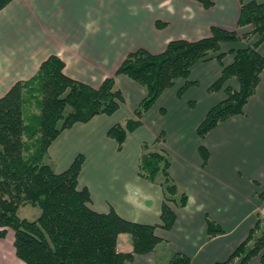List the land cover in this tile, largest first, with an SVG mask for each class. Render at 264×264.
<instances>
[{
  "label": "crops",
  "instance_id": "crops-1",
  "mask_svg": "<svg viewBox=\"0 0 264 264\" xmlns=\"http://www.w3.org/2000/svg\"><path fill=\"white\" fill-rule=\"evenodd\" d=\"M252 1L264 3L212 0L207 8L194 0H13L0 10V98L17 82L33 78L51 56L64 62L67 76L97 88L115 76L132 52L160 54L171 41H198L211 36L214 27L246 32L250 27L239 28L238 20L242 5ZM247 45L223 44L222 61H200L188 80L177 79L140 126L128 132L123 150L108 131L136 119L134 112L146 96L126 75L115 76L125 97L116 113L76 123L49 148L58 173L78 155L85 157L79 187L88 188L93 210H114L128 221L157 226L161 242L152 253L136 255L131 264H169L175 253L189 257L190 264L224 262L247 238L258 215L264 218V201L258 197L264 191V71L244 115L222 122L204 140L197 135L210 109L226 97L224 89L210 87L233 63L231 51ZM258 50L264 56V42ZM187 81L192 84L181 93ZM227 85L239 88L235 79ZM155 142L170 156L171 177L188 196L185 207L173 205L176 222L171 229L161 227V187L138 175L142 145ZM201 145L208 151L206 166ZM207 218L223 233L208 238ZM12 247V264H25ZM132 248V239L121 234L119 251ZM248 264H261L260 258Z\"/></svg>",
  "mask_w": 264,
  "mask_h": 264
},
{
  "label": "trees",
  "instance_id": "trees-1",
  "mask_svg": "<svg viewBox=\"0 0 264 264\" xmlns=\"http://www.w3.org/2000/svg\"><path fill=\"white\" fill-rule=\"evenodd\" d=\"M11 1L0 0V10ZM194 1L207 8L213 5L212 0ZM238 26L250 29L240 32L214 27L211 36L198 41L174 40L163 53L140 49L125 58L115 76H128L146 90V96L134 112L136 119L108 131L120 151L128 132L140 126L160 95L177 79L188 80L196 63L222 61L226 55L222 45L226 43L245 41L249 45L231 51L233 63L223 68L221 77L210 87L211 91L224 89L226 97L210 109L197 135L204 140L222 122L244 115L264 71V56L258 50L264 42V3L243 4ZM115 76L95 88L67 76L64 62L51 56L33 78L17 82L0 98V241L11 230L16 256L25 264H131L136 255L152 253L161 242L157 226L128 221L114 210L99 213L90 207L88 188L79 187L83 155L61 173L48 162L49 148L65 130L119 110L125 97ZM230 79L238 82V89L227 85ZM191 84L187 81L181 93ZM200 153L206 166L208 151L204 145ZM171 163L159 143L142 145L138 175L161 187V227L165 229L176 222L173 205L182 208L188 201L186 192L171 177ZM258 197L264 201V191ZM26 204L41 209L38 219L29 221L18 215L19 208ZM124 233L132 239L129 252L118 249V238ZM222 233L221 227L207 218L208 238ZM255 257L264 264V218L259 215L247 238L226 261L216 264H248ZM169 264H190V258L175 253Z\"/></svg>",
  "mask_w": 264,
  "mask_h": 264
},
{
  "label": "rangeland",
  "instance_id": "rangeland-1",
  "mask_svg": "<svg viewBox=\"0 0 264 264\" xmlns=\"http://www.w3.org/2000/svg\"><path fill=\"white\" fill-rule=\"evenodd\" d=\"M253 42L255 39L252 40ZM48 162H51L48 158ZM18 215L29 221H34L38 219L41 215V209L34 207L31 204L23 205L19 208ZM128 238H131L130 234L124 233ZM14 233L10 230L6 241L0 242V264H12V261L15 260L13 243H14ZM15 264V263H13Z\"/></svg>",
  "mask_w": 264,
  "mask_h": 264
},
{
  "label": "built area",
  "instance_id": "built-area-1",
  "mask_svg": "<svg viewBox=\"0 0 264 264\" xmlns=\"http://www.w3.org/2000/svg\"><path fill=\"white\" fill-rule=\"evenodd\" d=\"M262 214H264V210H262Z\"/></svg>",
  "mask_w": 264,
  "mask_h": 264
}]
</instances>
